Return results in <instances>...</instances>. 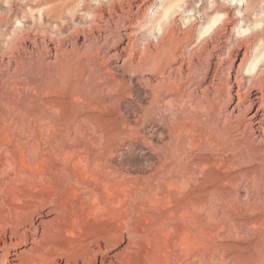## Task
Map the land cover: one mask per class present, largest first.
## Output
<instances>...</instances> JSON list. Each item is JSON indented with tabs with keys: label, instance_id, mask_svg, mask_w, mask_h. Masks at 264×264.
I'll list each match as a JSON object with an SVG mask.
<instances>
[{
	"label": "bare ground",
	"instance_id": "bare-ground-1",
	"mask_svg": "<svg viewBox=\"0 0 264 264\" xmlns=\"http://www.w3.org/2000/svg\"><path fill=\"white\" fill-rule=\"evenodd\" d=\"M90 1L96 6L93 10L88 9L87 0H38L26 1L19 4L21 7L17 4L9 5L6 16H0V23L6 25L14 15V21L19 26L13 35L0 33V102L4 106L12 103L13 96L12 99L5 98L3 93V90L10 87L18 91V97L28 108L32 107V112L28 111V118L33 123L46 121L49 111H54L65 117L64 124L72 119L77 122L95 119L105 127L113 121L122 127L128 126L129 132L132 126L120 117L119 112L115 117L110 113V116L102 118L91 115L92 112H85V109L75 108L79 106L78 101L83 99L89 100L88 107L95 99L100 100L102 106L109 104L113 107L125 98L129 89L128 78L115 76L108 63L120 61L118 67L126 68L124 71L129 76L152 72L155 76L153 79L141 75L144 84L151 89L169 87L176 90L177 99H187V108L178 117L166 144L162 146L164 150L163 154L161 151L163 159L159 158L162 160L160 166L155 165L147 175L135 174L131 177V186L139 185L146 192L149 191V195L152 194L150 202L161 204L169 220L174 218L179 221L177 227L171 226L168 229L158 225L152 239H161L164 247H159L162 250L155 247L157 250L152 258L149 255L151 259L148 264H264L263 240L224 241L230 235L231 238L232 235L242 237L248 231H264V14L257 8L256 0H230L233 4L231 8L218 7L211 13H201L204 17L201 24L204 31L201 33L209 32V37L203 46L204 55L200 54L206 57L207 70L199 80L188 79L197 72V60L192 62L194 57L190 53L186 60L182 58L180 62H175L177 56H184L179 51L180 47L190 41V34L197 31L198 25L193 21L187 29L178 33L174 26L173 10L181 4V0H160L159 6L151 14V29H146L144 19L156 0ZM194 2L184 0L183 12L192 11ZM75 5L77 8L81 6L82 10L84 8L85 17L93 23V27H90L92 31L89 30L92 35L80 38L76 34L74 45L68 47L64 39L59 37L63 33L60 32L64 29L62 26L63 29H57L61 33L59 39H52L47 35L48 26L44 25H55L60 21L64 26L63 17ZM19 8L20 16L16 12ZM36 17L43 25L42 28L36 23ZM185 18L188 20V16ZM240 23L247 25L241 26ZM155 28L158 36L155 43H151L147 40L149 35L145 36V33L156 31ZM235 34H244L246 37L237 41L233 39ZM6 36L9 38L2 39ZM139 37L147 39L139 44ZM100 51H103V61L98 63ZM71 53L78 56L90 54V65L93 67L98 64L103 68L100 75L96 76L94 71L91 73L93 69L74 60ZM102 79L106 80L104 85L112 94L107 99L100 94L103 85L89 87L91 81L99 83ZM19 104L18 107L21 106ZM53 123L55 126L57 122ZM10 124L2 122L0 126V146L10 143L15 145L14 149H8L11 153L3 151L5 165L10 166L17 157L20 169H29L30 176L38 178L26 182L30 192L26 190L30 194L26 195L28 200L25 201L17 198L19 201L15 202L3 197L0 185V264H86L97 253L105 254L107 247L116 238L114 235L106 238L94 235L88 242L82 239L84 234L79 236L80 240L75 241L66 237V233L77 234L81 230L75 232L69 228L66 222L68 209L65 205L56 206L53 209L56 215L40 221L41 226L34 224V213L45 205L36 200V195L48 187L43 180V168L47 160H43L44 156L42 160L37 159L40 145L30 142L29 146H24L20 136L14 132L17 125L13 123L15 127L12 130ZM49 125V129L54 127L53 124L50 125L52 127ZM138 133L136 131L133 137L136 138ZM143 142L151 145L148 140ZM64 153L63 158L66 162H72L80 178L91 180L95 185L91 186L86 180L82 182V187L88 190L91 214L98 212L99 208L107 209L109 203L105 206L103 198L107 202H116L125 198L132 188L130 186L128 189L130 182L126 184L122 178L119 180L117 171L104 170V174L98 161L91 168L88 156L70 151ZM1 170L0 175L3 172ZM79 176L75 179L76 184H80ZM15 188L10 185L7 189L9 194ZM73 192L76 197L77 191L74 189ZM28 230L38 238L30 237L32 246L9 258V246L26 242L29 238ZM172 230L177 232V236L169 242L168 235ZM94 244L97 249L90 247Z\"/></svg>",
	"mask_w": 264,
	"mask_h": 264
},
{
	"label": "rangeland",
	"instance_id": "rangeland-1",
	"mask_svg": "<svg viewBox=\"0 0 264 264\" xmlns=\"http://www.w3.org/2000/svg\"><path fill=\"white\" fill-rule=\"evenodd\" d=\"M26 1L30 2V1H38V0H0V16H4L5 14H7L6 12L8 11L9 5H13V6H15L16 4L22 5L26 3ZM52 1H55V0H52ZM87 1H88V9L93 10V8L96 7V6L94 7L95 5L94 2L90 0H87ZM159 1L160 0H156V4L154 5V7H152L149 10V13L144 19V24H145L146 29L147 28L151 29L152 27L150 23L151 14L153 10H155V8L159 6V3H160ZM183 1L184 0H181V4H179L177 8H175V10H173V16L175 18L174 26L176 30H178V33L183 32L185 29H187L188 25L193 21L196 22L198 25L196 26L197 31L194 30L191 33L192 35L190 34V41L186 45L180 47L179 51L183 52L184 56L183 57H181L180 55L177 56L176 57L177 59H175L176 60L175 62H180L181 61L180 59L182 58L186 60L189 57L188 54L190 53V55L194 57L192 58V62L197 60L196 61L197 62V70H196L197 72L196 73L194 72L192 74L194 77L190 76V78L188 79L189 80L190 79L199 80L202 77V75L205 74V71L207 70L206 69V62H207L206 57L200 56V54H203L202 52L203 46L205 44V41L209 37L208 36L209 32L205 34L201 33L204 31L203 25H201L203 23L204 17L201 13L203 12L211 13L214 9L218 7L221 9H224V8L228 9V8H231L233 4L230 0H218L217 1L218 4L215 0H195V2L193 3L194 7L192 6L193 12L192 11L183 12V9H184V6L182 5ZM256 5H257V8L260 9V12H263L262 14H264V0H256ZM75 6H74L75 9L72 7L71 10L68 13H66V15L63 17V21L65 19L64 21L65 27L61 25L60 21L57 22V24L55 25H44L46 27L48 26L49 30L47 32L49 34L47 35L48 37L52 39H59L58 36L61 33H59L57 29L60 30V28L61 29L64 28L63 29L64 31L60 30V32L62 31L63 33L59 37H61L60 39H64L63 42H65V44L68 47H71L72 45H74L73 43L76 40V36H77L76 34H78L80 38L81 36H86L88 38L89 35H92L91 28L93 27L92 25L93 23H91L88 17H85V13H83L85 9L83 8L82 10L81 6H78V8L77 6L76 7ZM238 8H240L239 10H241V7H238ZM20 9L21 8L16 10L18 16H20L21 14ZM259 9H257L258 12H259ZM199 10H201V12ZM193 13L195 15H193ZM186 16H188V20L185 18ZM189 16L191 19L189 18ZM35 21L38 25L41 23V22L39 23L38 17L35 18ZM241 24L243 25V23H240V25ZM246 25L247 24H244L243 26H246ZM17 26H19V23H16L14 21V15H12L9 18L6 25H1L0 23V33H4V34L9 33L10 35H13L14 32L18 29ZM26 26H29V25H26ZM39 27L42 28L43 25L40 24ZM155 29H156V31L154 30L155 32L152 31L151 33L150 32L145 33L146 34L145 36L149 35L147 37L148 39L146 37L145 38L147 40H150L151 43H155L156 37L158 36L157 28ZM49 31H51L52 34ZM79 32H81L80 33L81 35L79 34ZM245 37L246 35L244 34H235L233 36V39L240 41V40H243ZM3 38L6 39V38H9V36L2 37V39ZM145 38L139 37L138 39L139 44H140V41L142 43L143 39ZM103 49L104 47L102 48V50ZM102 53L103 51H100L99 57H98L99 60H97L98 63H101L103 61ZM71 55H72V58H74V60L83 63L85 66H87V68L91 67L90 69L91 70L93 69L91 73L96 72L97 74L96 76H98V74L100 75L99 72L103 68L100 67L98 64L93 65V67L90 65V60H91L90 54L84 53L83 55L84 57L78 56V54L76 53H73V54L71 53ZM117 64L119 65L120 61L118 63H108V66L110 70L115 74V76L117 77L124 76L126 79L128 78L127 80H128L129 89H128L127 95H125V98H123V100L116 102L115 105H113V107L109 104L102 106V103L99 102L100 100H97V99L93 100L90 104L92 106L89 105L88 107L89 100L83 99L84 101L81 100L82 103L78 101L79 106L78 107L76 106L75 109L79 110L82 108V109H85V112L89 114L92 112L91 115L95 117L103 116L102 118H105L106 116H110V113H112V116L115 117L117 116L116 113L119 112L120 117L125 119L127 123L130 124L134 128L133 129L129 125L131 127V129H129V132H127L128 126L125 125L126 126L125 128L124 126L122 127L113 121L109 122L107 125H104L105 127H103V125L98 123L99 121L97 122L95 119L79 120V122L72 119V121L71 120L67 121L69 123L65 121V124H64L63 118L65 117L60 116V114L58 115L56 112L54 113V111H49L50 115L48 118H46L47 120L45 119L47 122L44 121L40 123H33L28 118L29 116L28 111H31L32 107L28 105L29 106L28 108L27 104L23 102L21 97H18V93H17L18 91L11 89L10 87L3 90L4 97L5 98L10 97V99H12L11 96H13V99L15 100L12 99V103L9 105L6 104L7 106H4L5 104L0 102V126L2 125V122L3 124H10L9 122H12L10 124V127L12 126L11 129L13 130V127H15L14 124H16L17 127H15L16 129L14 128V132L20 136L21 141L23 142V145L26 146L27 144V146H29L31 143L39 144L40 152L38 153L36 158L39 160L40 159L42 160L44 156L45 159L43 158V160L48 161V163L47 161H45L46 164H44V168H43V171H44L43 180L44 182L47 183L48 187L45 188L44 191L41 192V194L39 193L36 195L37 196L36 200L41 201L42 204L43 205L45 204V205L43 206L41 210L37 211V213H34L33 215V221L35 222L34 224L41 226V224L39 223L40 221L51 219L52 217L56 215V212L53 210L56 206L65 205L66 208L68 209L66 213L68 214L66 215V222L69 228H72L73 230H75V232L78 231L79 229L81 230V232L77 234H70V233L67 234L66 233V237L69 240L71 241L80 240V237L83 234L84 235L82 239H85V241L87 240L86 242H88V239L89 238L91 239L94 235H98L99 238L100 236H103L106 238V236H110V235H114L116 237L113 240V242L109 245V247H107L108 249L106 250L107 252L105 254L97 253L96 257L91 259L92 261L87 260L88 262L86 264H101V263L102 264H110V263L112 264H119V263L120 264H148L150 262L149 260L153 257V253H155L157 250L155 247H158L159 250H162L164 247L163 245L164 242L161 239H158V240L152 239L153 238L152 236H154V232H156L157 230L156 228L158 227V225L164 226L168 229V228H171V226L177 227L179 223V221L177 222L176 219L173 220L174 218L173 219L170 218L169 220V218L166 217L165 214H167V212L161 204H155V203L150 202L152 194L149 195L150 193L149 191H148L149 193L146 192L139 185L131 186L132 184L131 177L134 176L135 174H141L142 176L147 175V173H149V170L151 171L156 166H160L162 162L161 159H163L162 154L164 150L162 146L166 144L168 135L171 133V130L176 125L178 117L187 108L186 107L187 99L185 98L177 99L178 98L176 96L177 91L169 87H165V89L158 88L159 89L158 90V89H151L148 86H146L143 82L144 79L142 80V78L144 76L145 77L151 76L150 78L153 79L155 76L152 72H147V74L144 73L145 75L136 74V75L129 76V74H126L124 71L126 70V68L123 69L121 67H118ZM189 80H187L188 83H189ZM101 81H99V83L91 81L92 83L91 82L89 83V87L91 86L99 87L103 85L100 94L103 95V96L101 95L102 98L107 99L112 94H110L111 92L109 93L107 91V87H105L104 85L106 80L102 79ZM178 83L179 81L177 80V84ZM181 89L182 88H180L179 90ZM15 96H17L18 98ZM16 99L17 100L19 99L18 100L19 102ZM13 101L17 102L18 104L20 103L21 106L23 105L24 106L21 107L19 104L20 107H18L17 106L18 104L17 103L15 104V102L13 103ZM70 103L72 104V102ZM99 103L101 105H99ZM13 104H15L16 107L15 105L13 106ZM74 106L75 105H72V107ZM97 106L103 107L105 111L101 107H97ZM24 109H25V112H24ZM25 114L27 117H25ZM76 119H79V117H76ZM15 121L18 123H15ZM45 122L47 124H45ZM53 122H57L55 124L56 127L54 126ZM49 124L50 125L53 124L52 126L54 127L50 126ZM74 124H76L77 127ZM47 125L54 128L53 129L54 131L51 130L52 128L49 129ZM65 126H67L66 128L68 131L65 129ZM106 127H108V129ZM55 128H57V130ZM132 129L134 131H132ZM135 129L137 132L140 133L138 134L141 135L140 137L139 135L136 136V138L138 137L137 138L138 140L134 138L136 135ZM49 130L52 132H50ZM58 134L60 135L58 136ZM143 140L150 141L151 145L144 144ZM156 144L158 146H156ZM14 147L15 145L13 143L0 146V154H1L0 155V167L3 168L4 166L3 170H1L0 168V170L3 171L2 172L3 174L1 173L0 175V183H1L0 185L3 188V191H2L3 193H1V195L3 197H8L9 200L11 199L12 201H15V202L19 200L25 201V200H28L27 196L30 194V193H27L28 188L26 187L25 184H27L26 182L30 181V179L32 180L34 177L30 176L29 169L22 168V167L21 169L23 170L20 169V166H19L20 164H19V161L17 162L18 160L17 157L14 159V162H13L14 165L13 163L10 166L8 165L9 167L7 166V164L5 165L6 162H5V159L3 158L4 157L3 151L6 150L8 151V153H11L9 152V150L14 149ZM63 151L64 152L70 151V153H78V154L80 153V155L82 154V156L84 157L88 156L89 160L91 161L89 163L91 168H94L95 167L94 164L97 163L98 161V164H101L102 171L104 174L109 169H111V171L112 170L117 171L118 172L117 177L119 178V180H121L122 178L123 183L126 182V184L130 182L129 188H128L130 189V186L132 187L130 189L131 191L129 190L130 194L128 193L126 195L127 197L126 196L125 198L122 197V199L116 200V202L115 201L107 202V200L103 198L105 202V206L107 203H109V205L107 204V209L99 208L100 211L98 210V212L91 214L92 206L90 203V198H88L89 197L87 193L88 190L84 189L85 187L84 188L82 187L83 186L82 182L86 180L90 183L91 186L92 185L95 186V185L91 180L90 181L92 183L86 178H80L78 174L79 172L76 170L74 166H72L73 165L72 162L71 161L66 162L65 159L63 158L65 154ZM161 151H162V154H161ZM110 152L112 153L110 154ZM31 158L32 157H30V159ZM69 170L74 173L69 172ZM24 174H25V178H24ZM74 174H75V177H73ZM77 176H79V179H80L79 182L81 185L79 183L78 184L75 183V179ZM37 178L38 176L34 179H37ZM122 181H120V184L122 183ZM10 185L11 186L14 185L16 186V188L14 189V191L10 192L9 194L7 189H9ZM74 189L77 191L76 197L73 192ZM28 192L30 191L28 190ZM8 195H10L12 198L9 197ZM20 197H23V198L26 197V198L20 199ZM17 198L19 200H17ZM103 205L104 203L102 202V206ZM160 222L162 223L160 224ZM260 231L263 233V235L262 233H260ZM27 232H28L29 238L26 242L17 244L16 246L15 245L9 246L10 248L9 258H13L14 253L17 254L21 251H26L27 248L31 247L32 242H31L30 237H34L36 239L38 238L37 235H34L32 233V231L28 230ZM248 233L242 237L232 235L233 238H231L230 237L231 235H230L229 236L230 238L227 237L226 239H224V241L236 240V241L247 242V241H244V239L249 241V240L256 239V238L264 241V231L263 230L259 229L258 231L256 230L248 231ZM169 235H168V241L170 242L171 238H174V237L176 238L177 232L175 233L174 230H172ZM247 237L250 239H248ZM7 240L8 242H10L9 239ZM12 241H15V240L13 239ZM100 242L102 243V240ZM95 246H96L95 244L90 245V247L97 249V247ZM159 247L162 249H160ZM116 255L117 257H115ZM149 255H151V258ZM6 264H10V262Z\"/></svg>",
	"mask_w": 264,
	"mask_h": 264
}]
</instances>
